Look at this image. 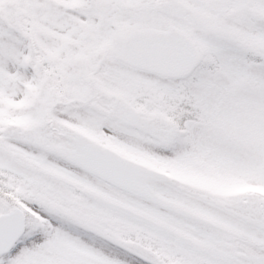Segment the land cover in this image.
<instances>
[{
	"label": "snow or ice",
	"instance_id": "1",
	"mask_svg": "<svg viewBox=\"0 0 264 264\" xmlns=\"http://www.w3.org/2000/svg\"><path fill=\"white\" fill-rule=\"evenodd\" d=\"M0 264H264V0H0Z\"/></svg>",
	"mask_w": 264,
	"mask_h": 264
}]
</instances>
